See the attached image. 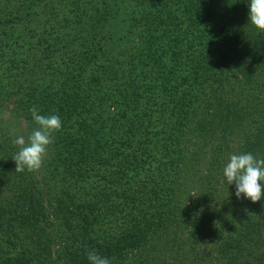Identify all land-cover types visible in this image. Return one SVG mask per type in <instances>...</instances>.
Returning a JSON list of instances; mask_svg holds the SVG:
<instances>
[{"label": "trees", "instance_id": "obj_1", "mask_svg": "<svg viewBox=\"0 0 264 264\" xmlns=\"http://www.w3.org/2000/svg\"><path fill=\"white\" fill-rule=\"evenodd\" d=\"M111 1L86 0L89 16L81 22L75 16L65 21L66 28L79 27L63 35L65 44L81 43V49L90 50L89 60L81 56V49L68 54L76 58L68 67L77 69L68 71L72 78L62 82L64 96L70 98L62 105V125H78L75 132L81 143L72 159L63 163V171L83 181L80 188L75 185L79 194L64 189L67 201L62 200L68 205L56 215L67 236L62 240L54 224L38 217L45 191L37 182L25 184L16 175L12 195L23 186L22 200L30 203L33 217L23 213L22 219L32 217L26 229L22 224L18 230H6L7 237L13 235L12 242L0 241V264H91L89 251L108 258L110 264H264V199L257 203L238 199L235 185L222 183L230 154L264 158V32L249 21V0H130V6L146 17L144 50L156 49L158 58L167 60L170 75V101L160 105L162 116L154 114L155 93L149 88L151 94L144 96L148 85L143 86L144 81L134 78L130 97L125 95L129 82L122 89L120 101L124 99L130 109L134 128L121 141L134 142L141 129L156 144L157 156L147 168V161H137L131 168L125 144H118L113 156L105 152L108 144L120 142L109 129L114 113L110 101L112 84L124 77L117 70L120 54L114 53V39L107 40L105 31L115 5L108 16L102 9ZM200 93L207 97L195 119L192 105ZM91 142L101 144L96 159L100 164L110 163V156L117 165L102 178L103 186L88 181L92 177L81 162L87 154L82 157L79 152ZM139 164L147 191L145 185L132 190L129 182L139 176ZM2 175L7 185L11 175ZM109 187H119L124 194L104 193ZM126 191L129 203L124 205ZM10 204L3 202L5 209ZM245 209L254 214L249 217ZM48 212L45 208L43 214ZM127 214L141 219L145 228L130 227Z\"/></svg>", "mask_w": 264, "mask_h": 264}, {"label": "rangeland", "instance_id": "obj_2", "mask_svg": "<svg viewBox=\"0 0 264 264\" xmlns=\"http://www.w3.org/2000/svg\"><path fill=\"white\" fill-rule=\"evenodd\" d=\"M87 5L86 0H0V213H2L0 215V231L4 232H0V241L4 244L12 242L13 233H11L12 236L7 237V233H5L7 229V232L14 231V229L18 230L22 224L26 229L27 223L29 224L27 220L29 219H26L25 215L22 219L21 215L23 213H29L33 217V213L30 211L32 210L30 203H24L23 201L25 199V195L22 193L23 186L19 190L17 189L18 193L16 195H12L15 190L12 184L16 175L22 176L25 179V184L31 185L33 181L37 182L38 187L45 191V197L42 196L43 201L38 207L42 210L37 212L38 217L45 219L47 223L49 221L51 225L54 224L57 228L56 233L62 240L67 236L63 221L59 220L56 215L58 213L62 214V208L66 204L68 205V203H65L67 199H65L64 189L71 194H74V192L79 194L75 185L78 184L80 188L83 183V181L78 180L80 178L76 175L63 171V163L69 162L72 155L79 151L77 147L81 143L77 141L78 132H75L78 125H73L75 127L62 125V129L54 134V143L49 146L43 167L36 172H29L27 169L22 173L15 171L16 164L12 158L19 151V147L13 143V140L16 136L21 135L27 140L28 136L37 129L38 126L34 122L31 113L33 107L38 110L40 115H58L64 123L65 110L62 105L69 104L70 98L64 96L65 89H62V82L64 79L69 81L72 78L71 76L68 79V71L75 72L77 69V66L72 70L68 67L76 62L75 55H73V58H69L68 54L82 48L81 43L65 44L67 41L62 39L63 35L75 33L79 28L77 26L66 28L68 23L65 21L66 18L71 17L73 19V16H75L76 21L81 22L85 19L84 17L90 14L87 11ZM111 6L115 10L113 12L114 17L109 18L111 22L107 24L105 31L107 40L114 39V53L120 54V58L116 60L117 70L122 72L124 77L119 84H112L115 92L112 94V100L110 101L114 113L109 127L112 131H109L120 142L108 144L105 152H110L109 155L113 156L111 152L116 150L118 144L121 147L126 145L128 152L131 153L130 159L133 160L130 165L131 168H135L134 165L137 161H147L148 163L144 167L147 168L157 156L155 149H153L156 144L149 142L141 129L136 132L134 142L125 143L121 141L134 127L130 123L132 117L130 109L126 107V103H123L124 99L122 101L120 99L122 98L123 86L126 87L127 85L129 89L125 95L130 97L132 92L130 83L134 81V78H137L138 83L144 81L143 86L150 85L144 86V96L145 94L150 95V91L155 93L158 101L154 114L156 113L158 116H162V112L165 114V111L162 108L160 109V105L170 101L167 92V84L170 80L168 62L163 58H158L156 49L144 50L147 49L144 43L147 33L143 32V22L146 21V17L130 6V0H112L110 5L103 7L102 13L105 10L103 15H111V12H109ZM43 37H46L50 43L49 41H43ZM89 52L88 47L84 46V49H81V56L89 60ZM87 62L89 66H93L92 61ZM89 69H91L92 74V68L89 67ZM114 79L118 80V77ZM72 81H75V79ZM125 82L129 83L126 85ZM141 85L139 84L140 89ZM117 86L122 87L120 92L116 90ZM71 92L72 89L67 94L70 95ZM158 95H161V97ZM206 97L204 93H200L197 104L192 105L195 110V119L200 117ZM116 101L120 102L115 104ZM192 103L195 104V102ZM101 149V144L91 142L87 148L79 153L82 157L87 154L86 160L83 159L84 161L81 162L83 168H87V172L92 177L91 179L89 177L88 181L92 180L95 184L98 183L103 186L105 183L102 178L104 176L108 178L109 170H117V165L111 160L110 156H108L110 163L100 164L96 159ZM90 155H93V157H90ZM121 158L123 157L119 159ZM140 165L143 166V164L136 165L139 176L129 182L134 186L131 187L132 190L145 185L147 191L146 180L140 172L142 169ZM2 173L11 175L10 180L6 183L7 185L2 180ZM109 191H113L114 195L124 194L123 189L119 187L114 190L109 187L108 192L104 191V193L110 195L111 192ZM126 196L128 197L127 191L126 195L123 196L124 205L129 203ZM6 200L11 203L7 206V209L3 206V202H6ZM19 204L23 208H19ZM45 208L49 211L47 214H43ZM153 211L155 210L153 209ZM127 216L130 227L145 228V223L141 222V219L135 221L129 214ZM32 217L29 220L30 222H32ZM165 222L164 225L167 224V220ZM51 225L47 224V227ZM154 241L152 243H155ZM157 243L156 241L155 244ZM147 249L145 248V254L148 252Z\"/></svg>", "mask_w": 264, "mask_h": 264}, {"label": "clouds", "instance_id": "obj_3", "mask_svg": "<svg viewBox=\"0 0 264 264\" xmlns=\"http://www.w3.org/2000/svg\"><path fill=\"white\" fill-rule=\"evenodd\" d=\"M249 21L260 32H264V0H249ZM32 117L38 126L27 138L16 136L13 143L19 151L12 158L16 164V172L39 171L47 156L49 146L54 143V134L62 129V120L58 115L44 116L33 107ZM14 134V133H13ZM222 183L235 185L238 199H248L252 203L264 199V158L252 153L230 154L228 163L223 169ZM250 217L254 213L245 209ZM91 264H110L108 258L95 251L88 252Z\"/></svg>", "mask_w": 264, "mask_h": 264}]
</instances>
